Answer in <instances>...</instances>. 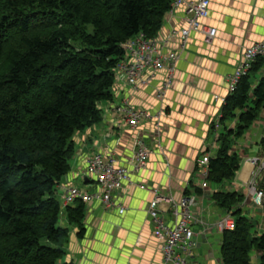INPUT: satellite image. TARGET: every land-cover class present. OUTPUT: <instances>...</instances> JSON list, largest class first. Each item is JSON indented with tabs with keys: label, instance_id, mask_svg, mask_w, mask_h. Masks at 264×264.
<instances>
[{
	"label": "trees",
	"instance_id": "1",
	"mask_svg": "<svg viewBox=\"0 0 264 264\" xmlns=\"http://www.w3.org/2000/svg\"><path fill=\"white\" fill-rule=\"evenodd\" d=\"M171 1L0 0V264H57L66 224L83 236L84 203L63 207L59 198L76 153L74 136L99 123L102 105L112 101L122 43L139 32L156 36ZM263 62L257 57L224 99L219 144L208 160L212 182L239 168L230 137L257 119L264 77L255 87L250 78ZM235 117L234 130L227 122ZM212 199L234 220L221 233V264H253V250L264 264V232L256 235L237 206L243 195L217 191Z\"/></svg>",
	"mask_w": 264,
	"mask_h": 264
},
{
	"label": "crops",
	"instance_id": "2",
	"mask_svg": "<svg viewBox=\"0 0 264 264\" xmlns=\"http://www.w3.org/2000/svg\"><path fill=\"white\" fill-rule=\"evenodd\" d=\"M183 16V10L177 9L168 22L165 17L156 36H166L171 27L184 26ZM203 22L216 28V36L207 43L200 32H190L166 91L165 115L159 137L151 135V120L140 123L152 154L146 168L131 174L135 183L124 184L122 190L113 196L115 204L124 207V213L119 214L116 208L107 209L100 203L85 206L82 220L85 232L79 237L76 226L65 223L69 233L63 244L64 255L57 264L160 263V246L146 212L154 196L152 188L174 201L190 194L196 196L191 221L196 245L186 255L184 264H221L219 245L222 232L215 228V223L225 212L212 199L217 191L242 194L244 199L237 206L242 207L252 222L256 235L264 232V200L256 204L248 187L253 168L248 160L252 156L264 158V103L250 127L241 135L230 137V152H235L239 158L235 175L220 183L206 177L207 188L203 189L198 172L201 167L198 159L205 154L213 156L219 144L216 141L222 128L219 118L223 100L230 93L228 77L244 48L264 39V0H210L209 14ZM171 41L169 48L176 50L178 38ZM166 76L163 70L155 72L149 85L136 90L120 81L112 90V101L115 104L127 102L134 108L154 113L161 107L156 89ZM261 77H264V62L250 78L252 87ZM102 107V120L74 136L76 153L71 170L63 177L62 183L75 184L78 178L82 181L81 187H89L90 191L96 189L92 178L82 174L87 157L93 153H112L120 164L128 165L134 131L112 110L109 102ZM236 126L237 117L227 122L228 128L235 130ZM139 183L148 188L140 189L137 187ZM158 210L166 220L172 219L171 203L161 201ZM250 256L252 263L258 264V252L253 250Z\"/></svg>",
	"mask_w": 264,
	"mask_h": 264
},
{
	"label": "built area",
	"instance_id": "3",
	"mask_svg": "<svg viewBox=\"0 0 264 264\" xmlns=\"http://www.w3.org/2000/svg\"><path fill=\"white\" fill-rule=\"evenodd\" d=\"M210 0H172L168 12L165 14L166 22L174 15V11L182 9L184 26L172 28L163 37H147L143 32L128 38L122 43L123 57L115 68V84L122 81L132 89H138L149 85L151 76L158 71L167 73L166 78L156 89V97L160 100L161 107L154 113L147 110L134 108L127 102L115 104L109 102L114 112L118 113L126 124L132 128L134 134L131 139V157L128 165L118 162L112 154L93 153L86 159L83 175L92 178L96 189L79 187L73 183L61 182L59 185L62 206L72 205L76 200L90 206L100 203L105 208H116L119 214L124 213V207L115 204L113 198L124 187V184H133L132 173H137L146 168L152 150L142 135L141 122L151 120L153 138H158L162 131V119L165 115L163 102L167 88L175 68L179 53L185 48L187 38L192 31L200 32L205 42L210 43L216 36V28L203 22L209 14ZM164 17V18H165ZM178 38L177 49L169 48L172 38ZM264 56V39L244 48L238 64L228 77V91L232 92L238 80L245 75L257 57ZM224 101V100H223ZM218 124L215 127L218 128ZM209 154L198 159L201 165L198 170L202 181L200 187L207 188L206 177L208 174ZM252 165L248 182L252 200L261 204L264 200V190L259 187V182L264 176V158L252 156L248 160ZM140 189H147L143 184H137ZM154 196L146 207V212L153 224V235L159 243L161 261L158 264H184L186 255L196 245L194 232L191 228L193 218L192 207L196 203L194 194L187 195L178 201L170 196H162L157 188H152ZM171 203L172 219L166 220L158 210L161 202ZM215 228L222 232L234 228L232 215L224 213L215 223ZM180 251V252H178Z\"/></svg>",
	"mask_w": 264,
	"mask_h": 264
},
{
	"label": "rangeland",
	"instance_id": "4",
	"mask_svg": "<svg viewBox=\"0 0 264 264\" xmlns=\"http://www.w3.org/2000/svg\"><path fill=\"white\" fill-rule=\"evenodd\" d=\"M255 75V73H253L252 75H251V79H252V77ZM75 184L77 185V186H79V187H81L82 186V181H80V180H78V178L76 179V181H75ZM60 197V196H59ZM178 252H180V251H178Z\"/></svg>",
	"mask_w": 264,
	"mask_h": 264
},
{
	"label": "water",
	"instance_id": "5",
	"mask_svg": "<svg viewBox=\"0 0 264 264\" xmlns=\"http://www.w3.org/2000/svg\"><path fill=\"white\" fill-rule=\"evenodd\" d=\"M262 182L264 183V176H263V178H262Z\"/></svg>",
	"mask_w": 264,
	"mask_h": 264
}]
</instances>
